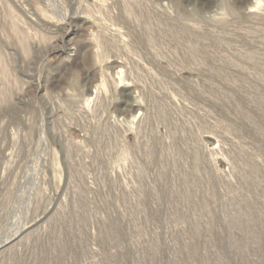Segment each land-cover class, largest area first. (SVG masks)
<instances>
[{
  "label": "rangeland",
  "instance_id": "rangeland-1",
  "mask_svg": "<svg viewBox=\"0 0 264 264\" xmlns=\"http://www.w3.org/2000/svg\"><path fill=\"white\" fill-rule=\"evenodd\" d=\"M0 264H264V0H0Z\"/></svg>",
  "mask_w": 264,
  "mask_h": 264
}]
</instances>
